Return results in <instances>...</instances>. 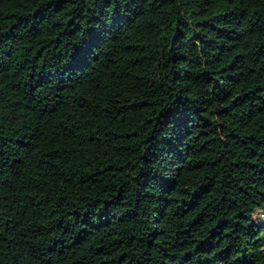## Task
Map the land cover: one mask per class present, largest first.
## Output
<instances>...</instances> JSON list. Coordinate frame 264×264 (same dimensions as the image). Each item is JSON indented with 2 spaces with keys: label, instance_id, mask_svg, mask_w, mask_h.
Segmentation results:
<instances>
[{
  "label": "trees",
  "instance_id": "obj_1",
  "mask_svg": "<svg viewBox=\"0 0 264 264\" xmlns=\"http://www.w3.org/2000/svg\"><path fill=\"white\" fill-rule=\"evenodd\" d=\"M0 264H264V0H0Z\"/></svg>",
  "mask_w": 264,
  "mask_h": 264
}]
</instances>
